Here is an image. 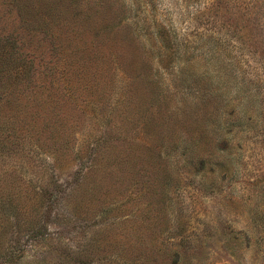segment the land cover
Segmentation results:
<instances>
[{
  "label": "rangeland",
  "instance_id": "obj_1",
  "mask_svg": "<svg viewBox=\"0 0 264 264\" xmlns=\"http://www.w3.org/2000/svg\"><path fill=\"white\" fill-rule=\"evenodd\" d=\"M0 264H264V0H0Z\"/></svg>",
  "mask_w": 264,
  "mask_h": 264
}]
</instances>
